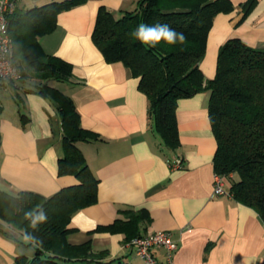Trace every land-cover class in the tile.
I'll use <instances>...</instances> for the list:
<instances>
[{"label": "crops", "instance_id": "crops-1", "mask_svg": "<svg viewBox=\"0 0 264 264\" xmlns=\"http://www.w3.org/2000/svg\"><path fill=\"white\" fill-rule=\"evenodd\" d=\"M53 0H16L30 8ZM218 13L207 35L199 66L205 78L215 74L219 46L230 37L264 48V0H255L243 16L241 4ZM136 0H86L60 11L55 28L38 38L47 54L72 64V75L58 88L79 113L81 127L99 135L76 145L99 180L97 201L75 211L66 234L70 244L91 242L105 249L109 264H144L122 232L97 230L126 209L148 210L150 220L139 223L141 234L170 229L177 248L174 264H264V220L250 206L229 195H212L216 140L208 116V92L177 100L175 117L179 145L165 147L150 126L148 98L138 78L120 61H105L91 34L99 6L113 13L133 9ZM37 83V81H35ZM31 80L0 82V189L16 195L31 191L44 197L77 182L58 173L63 155L62 127L57 103L27 90ZM24 115V118H21ZM182 157V166L169 161ZM230 174L225 187L230 185ZM230 178V179H229ZM22 230L0 219V264L16 255L32 256L33 245ZM155 257L162 262L163 251ZM65 264H79L68 262Z\"/></svg>", "mask_w": 264, "mask_h": 264}, {"label": "trees", "instance_id": "trees-1", "mask_svg": "<svg viewBox=\"0 0 264 264\" xmlns=\"http://www.w3.org/2000/svg\"><path fill=\"white\" fill-rule=\"evenodd\" d=\"M14 3L8 15V31L13 43V62L20 78L26 81L24 67L37 78L31 88L57 103L63 137V155L58 173L71 174L77 182L44 197L31 191L16 195L0 189V219L22 230L26 245H33L32 256L16 255L12 264H109L105 249H93L90 241L70 244L66 234L71 215L97 201L98 182L77 141H92L99 135L81 127L72 99L48 85V77L67 81L72 64L47 54L38 38L51 32L57 14L86 0H53L39 6L22 8ZM255 0L241 4L243 16ZM234 8L231 0H136L133 9L116 16L99 6L91 34L105 61L122 62L138 78L139 89L148 98L150 126L162 144L175 149L179 145L175 117L179 98L208 92V116L216 148L214 172L236 177L226 190L237 201L252 207L264 220V48L252 47L238 37L226 39L218 48L215 74L205 78L199 66L206 51L207 35L213 18ZM167 24L183 33V43L161 40L154 47L138 39L134 32L140 24ZM40 80V81H39ZM28 81V80H27ZM24 118V115H21ZM43 211L47 219L32 227L31 218ZM125 211L123 217L99 225L97 230L122 232L125 240L141 235L139 223L149 221L146 208Z\"/></svg>", "mask_w": 264, "mask_h": 264}, {"label": "built area", "instance_id": "built-area-1", "mask_svg": "<svg viewBox=\"0 0 264 264\" xmlns=\"http://www.w3.org/2000/svg\"><path fill=\"white\" fill-rule=\"evenodd\" d=\"M12 0H0V82L10 83L20 78L18 66L13 62V43L8 31V15L13 11ZM172 169L182 166V157L174 156L169 161ZM225 175L214 173L212 195H229L225 188ZM129 244L140 256L144 264H174V252L177 248L174 234L170 229L156 230L133 237ZM163 251V261L155 257V251Z\"/></svg>", "mask_w": 264, "mask_h": 264}, {"label": "clouds", "instance_id": "clouds-1", "mask_svg": "<svg viewBox=\"0 0 264 264\" xmlns=\"http://www.w3.org/2000/svg\"><path fill=\"white\" fill-rule=\"evenodd\" d=\"M134 35L142 42L150 44L153 47L161 40L167 42L168 44H175L177 40L183 43L185 40L183 33H177L167 24L149 26L142 23L137 27ZM27 215L29 218H31V224L33 228H35L37 224L42 223L47 219L46 214L43 211L35 216H33L32 213H28Z\"/></svg>", "mask_w": 264, "mask_h": 264}, {"label": "rangeland", "instance_id": "rangeland-1", "mask_svg": "<svg viewBox=\"0 0 264 264\" xmlns=\"http://www.w3.org/2000/svg\"><path fill=\"white\" fill-rule=\"evenodd\" d=\"M24 71H25V74L26 75H29V78L27 79V80H31V81H38V79L37 78H35V77H33V76H31L30 75V73H29V71H27V69L24 67ZM40 81V80H39ZM48 85H50V86H53V87H55V88H64V81H62V80H56V79H53V78H51V77H48L47 79H46V81H45ZM236 177V176H235Z\"/></svg>", "mask_w": 264, "mask_h": 264}]
</instances>
